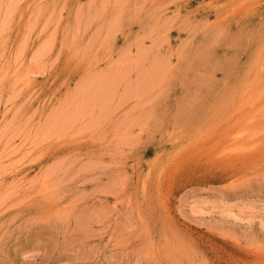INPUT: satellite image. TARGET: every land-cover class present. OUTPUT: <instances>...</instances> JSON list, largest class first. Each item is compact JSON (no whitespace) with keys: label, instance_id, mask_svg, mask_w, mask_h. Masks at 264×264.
<instances>
[{"label":"rangeland","instance_id":"obj_1","mask_svg":"<svg viewBox=\"0 0 264 264\" xmlns=\"http://www.w3.org/2000/svg\"><path fill=\"white\" fill-rule=\"evenodd\" d=\"M0 264H264V0H0Z\"/></svg>","mask_w":264,"mask_h":264}]
</instances>
